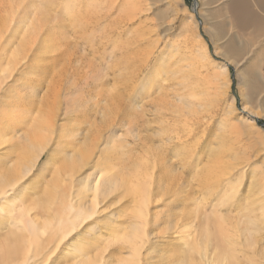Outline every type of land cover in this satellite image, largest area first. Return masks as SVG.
I'll list each match as a JSON object with an SVG mask.
<instances>
[{"label": "bare ground", "instance_id": "6f19581e", "mask_svg": "<svg viewBox=\"0 0 264 264\" xmlns=\"http://www.w3.org/2000/svg\"><path fill=\"white\" fill-rule=\"evenodd\" d=\"M71 1L0 0V84L4 86L11 76L16 83L3 91L0 86V264H264V240L258 247L256 237L264 230V194L258 198L262 203L254 208L247 206L246 213L232 222L222 208L237 194L238 181L234 184L225 179L207 202L206 196L222 171L211 166L200 175L198 154L194 157L195 144L199 145L198 126L206 120L197 111L205 107L201 101L210 98L221 104L223 81L230 83L227 66L233 63L239 69L238 59L231 61L230 55H254L246 66L249 73L257 61L264 60V0H225L221 9L215 8L209 15L213 21L208 31L211 39L224 33L226 22L219 20L222 11L230 17V28L236 29L225 50H221L226 58L229 56L221 64L211 60L199 37H190L186 32L184 51L175 61L165 63L167 66L163 64L165 70L159 51V57L154 58L152 51H130L140 54L141 61L136 63L128 55L116 59L110 53L117 62L110 65L109 55L106 67H120L110 75L114 83L122 82V91L114 96L117 101L96 97L79 101L83 96H75L84 88L103 87L106 76L99 73L91 78L93 85L86 81V86L77 89V72L86 56H77L76 51L85 54L81 52L85 47L70 43L67 32L88 18L92 32L100 27L97 31L107 36V31L114 32L125 21L119 19L120 14H113V0H107V10L92 16L82 15L83 0L75 6ZM44 2L49 3L48 8L43 5L41 10ZM195 8L199 11L201 5ZM37 17L42 24L34 26L32 33L35 53L28 55V49L22 59L14 53V61L8 60L7 53L13 46L18 55L19 36H28L26 27ZM213 41L217 53V40ZM89 43L92 49L91 38L81 45ZM108 45L100 41L96 48L105 50ZM17 57L21 66L35 71L37 79L33 76L35 79L30 77L27 82L29 77L20 76L23 72L14 75ZM154 63L158 64L155 72ZM162 71L165 80H170L165 86L157 75ZM20 81L25 84L23 88L19 87ZM42 85H46L45 97H41L44 100L34 101L32 90ZM61 93L65 96L60 101ZM146 98L151 101H140ZM242 111L251 120L256 116L246 105ZM250 132L254 146L263 143L252 129ZM225 143H217L219 147L210 151L208 161L224 158ZM179 161L181 165L175 166ZM179 169L182 173L189 170L194 182L185 178L176 182L178 172L173 171ZM251 173L264 193L263 168H252ZM186 216L192 220L181 228L179 223ZM193 224L196 233L187 234V239L186 231ZM248 250L251 255L245 259L242 251Z\"/></svg>", "mask_w": 264, "mask_h": 264}, {"label": "rangeland", "instance_id": "374dc122", "mask_svg": "<svg viewBox=\"0 0 264 264\" xmlns=\"http://www.w3.org/2000/svg\"><path fill=\"white\" fill-rule=\"evenodd\" d=\"M78 1L82 2V0H74V2L71 1V3L73 2L72 4L75 6L76 4L77 5L79 4V3H77ZM224 1L225 0H142V1L141 0H113L112 1L114 3L113 14L114 13L115 14L118 13V15L120 14V16H122V17L120 18V16H119V19H122V21L124 20L126 22V23L124 22V24L120 23V24H122L121 28L116 29L114 32L113 31H110V32L107 31V36H101V34H102V32H100L101 30L97 31L100 29V27L96 28L94 30V32H92L91 31V25L87 26V23L89 24L88 21L86 22V20H88V18H86L85 20H81L83 23L80 22L81 23L80 26H76L77 29L75 27V30H72L73 28L70 27L69 31L71 30V33L69 31L67 32L68 41L70 43H79V45L81 47L82 46L85 47V49L83 51H81V52H84L85 54H81L79 50L76 51L77 56H80V55L86 56L85 59L82 58L83 62L80 65L79 71L77 72L78 73V76H76L77 85H78L77 89H80L82 86H84L86 81L89 82L90 85H93L90 82L91 78L95 79L96 76L99 75V73H101V75L103 73L106 76V78L104 80V86L103 87L92 88L90 90L87 88H84V90H81V92H75V96H83L84 99L79 100V101L91 100V99L94 100L93 97L100 98V99L101 98L107 99L108 101H117V99L115 98L116 97L115 95H116V92H119V90L122 91V88H121L122 82L114 83L112 80H110V78H111L110 75H111V73H113V74L117 73L119 71L120 67L117 68L115 66H112L110 69H108L106 67V65L109 62L108 57L111 56V58H112V55L114 54L113 56H115L116 59L117 58L119 59V57H123L126 59L125 56L128 55L127 58L136 63L138 61H141V59H140L141 57H140V54L136 55V54H133V52H130V51H133L135 49L139 48L141 53L146 52L147 50H148L147 52L152 51L153 52V54H152L153 58L155 55H156V57H159L158 56L159 53L161 56V53H162L163 59L161 60L162 62L160 64H162V67L165 70L166 67L163 66V64L166 65L168 63V61H171V60L175 61V59H178L181 56L180 53H182V51H184L183 34L185 32H186L185 34H188L190 37H193V36L199 37L204 42V44L206 45L207 50H208L207 52H208L211 60L213 62H215L216 64H221L222 61H224L225 59H227L229 57V56H227V58H226V55L223 51L225 50V48H226L225 45H227V42L229 41L230 37L236 32V29L230 28V25H229V18L230 17L225 11H222L221 17L219 20L223 21L224 23L226 22L224 33L220 37H216L217 39L216 38L211 39V36L209 35L208 31H211V29H209V28H211L212 27L211 24H213V21H212V19L209 18L210 17L209 15L212 14V12H213V10H215V8L221 9L224 5ZM91 2H93V3H91ZM105 2H106V4H105ZM108 3L109 2H107V0H83L81 6H83L85 8L84 9L82 7V9L85 11L83 12L84 14H82V15L92 16L96 12H99L103 9L105 10L106 6H108L110 4V3L109 4ZM198 3H199V6L201 5V9L199 11H197V8H195V7H197ZM48 4L49 3L44 2L41 5L40 9L42 10L44 8L43 5H45V8H48V6H47ZM83 4H86L89 7H87L86 5H83ZM93 6L95 9L93 8ZM125 7H127V8H125ZM88 9L91 10L90 13H89ZM73 11L76 13V9H74ZM86 11L88 14L86 13ZM142 11H143V13H142ZM77 12H78V9H77ZM75 13H73V14H75ZM130 15H132L133 17ZM190 16L192 18H189ZM39 21L40 20H38V17H37V18H34L32 20V22H30V24L27 25V27H26L28 30L27 32H30L29 33L30 35L28 34V36H19V39H18L19 43H17V45H16L19 48L18 49L19 50L18 55L16 54V52H13L14 50H12V49H14L13 47H15V46H13L9 51V52H11V54L9 52L7 53V54H9L8 60H9V58H10V61H12L14 59V55H13L14 53H15V57L18 56L19 58L22 59L25 56L26 50H28V49H29L28 55L32 56V52L35 50V46H36V42L34 40L35 36L32 33L35 32V30H36L35 27L39 28V26H41L42 23H40ZM204 21H207V24H204L205 23ZM188 22H189V24L191 23V25H189V26H192V27L188 26L187 31H185V29H184L186 27L185 24L188 25ZM84 23H85V26L83 27L82 25ZM81 27H82V29H81ZM204 27H206L207 29H204ZM124 29H126L127 31H125ZM128 29H130V30H128ZM91 33H94V34H91ZM120 33H122V34H120ZM80 37H82V38H80ZM87 38H91V42L94 45V47L92 49H90V46H91L90 43H89V46L84 45L85 43L83 45H81L83 43L84 39H87ZM104 38H105V40H104ZM110 38H111V40H110ZM112 40H113V42H112ZM213 40H215V41L217 40L216 45L219 47V51L217 52L218 54L216 53V51L214 49L215 44L213 43L214 42ZM260 40H262V39H260ZM100 41H104L106 45L109 43V45L106 46L105 50L103 48H100V49L96 48V47H98ZM116 45H117V47H116ZM118 46H120V47L126 46L127 49L126 48H120ZM159 47H161L162 51ZM111 48L113 50L114 49L115 50L113 51ZM95 49H97L98 53H95L96 52ZM107 49H109V50H107ZM142 49H143V51H142ZM175 49H178L177 53H175L176 52ZM118 50H121V51H118ZM170 50H171V54H170ZM221 50H223V51H221ZM123 51H124V53H123ZM172 51H174L173 52L174 54L172 53ZM101 52H103V53H101ZM119 52H121V54H118ZM157 52H158V55H157ZM33 53H35V52H33ZM45 54L48 56L47 53H45ZM45 54H44V56L46 57ZM220 54H221V56H220ZM117 55H118V57H117ZM174 55H177V56H174ZM129 56H131V57H129ZM169 56H170V59H169ZM243 56L244 57H242V55H241L238 58L237 56L235 57L233 55H230L229 59L231 61L232 60L235 61L238 59L237 63H239V66H238L239 69L237 68V70H236V67L233 63H231L227 66L229 68L228 71H229V76H230V83L228 82L226 85V84H224V81H223L224 78L222 79L223 86H221V87H222V91L224 92V93L222 92V95H221V98H222L221 104L222 105L220 103L219 104L216 103L215 101H211L209 98V99H206L205 101H201V104H202V106L203 105L205 106V107L203 106L205 109L202 108V106H201L202 109H200L199 107H198V109L196 108L197 111H199L198 113L202 115V118L204 116L203 119L204 120L206 119L204 123H202L198 126L199 128H198V133H197L196 139H198L197 142L199 143V145L195 144L196 147H195L194 157L196 154H198V157H199L198 158L199 159L198 168H202V169H199L198 174L202 173L203 170H204V172H206L208 170V168H211V166H213L214 168L219 169L223 172V173L221 172L219 174L220 177L218 176L217 178H215L217 183L216 184L214 183L215 187L211 190L210 195H208V197L206 195H204L207 198L206 199L207 202H209L211 200V198H213V195L215 194V192L225 182V179H231V181L233 183L236 182L235 180H237L239 183H241L242 179L240 177H243V182L241 183V185L238 182H236V185H238L237 194L233 197L231 196L229 201H227V206L222 208V211L223 212L225 211V213L227 212L229 217L231 218V221L234 223L237 221V219L243 213H246L245 210H246L247 206L249 208H254L257 206L256 203H262V202H258V200H259L258 198H260L264 194L260 189H258L257 182L255 179H253L252 173H251L252 168H258L259 170L260 169L262 170V168H263V171H264V165H263V163H264L263 162L264 161V60L263 61H257L256 67L253 68L254 72L252 71V73L253 74L255 73L256 74V76H255V74L252 75L251 72L249 73L247 71L248 61L251 60V58L254 55H251L250 57H247V55H243ZM18 57H17V59H19ZM102 57H104V58H102ZM153 58H152V60H153ZM165 58L167 60H165ZM232 58H234V59H232ZM235 58H237V59H235ZM21 59H19V64L17 66V72L14 75L19 76V74H21L23 72L24 74L22 73L20 76L21 77L22 76L29 77L27 82H29L31 79L34 80L35 78L33 76H35L34 75L35 71L33 72L31 69H30L31 71H29L26 68H24V66H21V63H22V62H20ZM116 59L114 60V57H113L111 59L112 61H110V65L117 62ZM89 61H91V62H89ZM152 62L153 61H151V63ZM158 62H160V61H158ZM91 66H93V67H91ZM157 67H158V64L154 63V65H153V68H154L153 71L154 72H155ZM121 69H123V68L121 67ZM93 70H95V71H93ZM29 72H31L33 75ZM162 73L163 74H161V75L160 74H157V75H159L158 78L160 79L159 80L160 84L165 86L170 82V80H165L166 76L164 75V71H162ZM236 73H237V75H235ZM113 74H112V76H113ZM248 74H249V77H248ZM16 76H14V77L16 78ZM30 77H32V78L30 79ZM35 77H36V79L38 78L37 76H35ZM10 78L4 84V86L2 84H0L1 87L3 86L2 91L5 90V86H7L8 89L9 88L11 89V88H13V86H15V84H16L15 80L12 79V76ZM249 79H251L252 81H250ZM20 84L22 85V81H20V83H19L20 88L21 87L23 88V86L25 85V84H23L21 86ZM36 87H34V89H33L34 91L32 90L33 93H31V97L33 96L32 99L34 101H38L39 99L41 100L42 99L41 97H45L44 94L46 91V85L43 86V88H41V89H37ZM39 90H41V91H39ZM2 91H0V93ZM21 92H22L21 94H24L23 90H21ZM38 93H39V95H38ZM62 94L63 93H61V95ZM25 95H26V97H29L30 93H26V91H25ZM153 95H151L152 98H150V99L152 101H155L156 99ZM64 96H65V94H63V97L62 96L60 97V101H61V98L62 99L64 98ZM110 98H112V99H110ZM148 99L149 98H146L143 100L139 99V100L140 101H146ZM150 99L148 101H151ZM24 100L29 101L28 98H26V99L24 98ZM42 100H44V98ZM214 103H216V104L214 105ZM216 105H219V106H216ZM245 105H246L247 110H250V112L252 111L254 114H256V116L253 117V120H251L248 117V115L242 111V107ZM207 107H208V109H207ZM206 110L208 111L207 113L205 112ZM220 121H221V123H220ZM206 122H207V124H206ZM248 122H250V123H248ZM234 123H235V125H234ZM248 127H250V128H248ZM251 129H252L253 135L257 134V136H260L263 139L262 140L263 146H262V144H259L257 146L253 145V143L251 142V138H250V134H251L250 130ZM234 132H235V134H234ZM215 133L217 134V136ZM218 136L223 137V138H220V139H222L221 141H219L220 139L218 138ZM190 141H192V143H193L195 140H190ZM222 141L227 143V144L225 143L226 147H227V151H225L224 158L220 162L208 161V157H210L209 156L210 151H211V153H213L212 151L213 150L215 151L216 148L219 147V146H217V145H219L217 143L222 142ZM194 143H196V142H194ZM235 145H237V146H235ZM204 146L206 148H204ZM206 150L209 152L207 153ZM248 152H250V153H248ZM256 154H257V156H256ZM200 158L202 161L200 160ZM180 165H181V163L179 161L175 166H180ZM181 170L179 169L177 171L176 170L173 171L175 173L178 172V173H176L178 176V179L176 182H178L184 178L188 179V180H192V178L190 177V174H189V170L186 169V170H184L183 173ZM237 175H239V176H237ZM238 177L240 178V180H238L239 179ZM192 182H194V181L192 180ZM251 182H252V184H251ZM249 202H253V203L247 204ZM159 208H161V207H159ZM185 209H186V212H189V210H190V208H188V207ZM252 212L255 214H258L259 211L253 210ZM191 220H192L191 216L183 217L182 221L179 223L180 227L183 228L182 227L183 225L187 226L188 222H190ZM196 227H197L196 224L195 225L193 224V226L191 228H189V231H186L185 235L188 234L190 236V234L191 235L195 234L196 232H194V230L196 229ZM191 231H193V233H191ZM188 235L186 236L187 239L189 238ZM256 237H257V241L259 242L258 247L262 246V244H263L262 240H264V230H261L260 233H257ZM242 252L245 253V257H244L245 259L249 258L251 255V252L249 250L248 251H242ZM238 255L242 256L240 258H243V255L240 252L238 253ZM262 261L264 262V260H262Z\"/></svg>", "mask_w": 264, "mask_h": 264}]
</instances>
